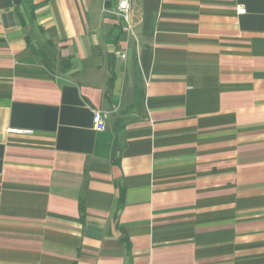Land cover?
I'll list each match as a JSON object with an SVG mask.
<instances>
[{
  "label": "crops",
  "instance_id": "crops-1",
  "mask_svg": "<svg viewBox=\"0 0 264 264\" xmlns=\"http://www.w3.org/2000/svg\"><path fill=\"white\" fill-rule=\"evenodd\" d=\"M129 1L0 0V264H264V0Z\"/></svg>",
  "mask_w": 264,
  "mask_h": 264
},
{
  "label": "built area",
  "instance_id": "built-area-1",
  "mask_svg": "<svg viewBox=\"0 0 264 264\" xmlns=\"http://www.w3.org/2000/svg\"><path fill=\"white\" fill-rule=\"evenodd\" d=\"M237 13H244L243 6H237ZM115 14L122 20L125 30H132L133 24L131 19V5L129 0H117ZM106 113L100 110H93L92 122L96 130H102L105 127ZM10 133L29 134L32 131L29 129L9 128Z\"/></svg>",
  "mask_w": 264,
  "mask_h": 264
}]
</instances>
